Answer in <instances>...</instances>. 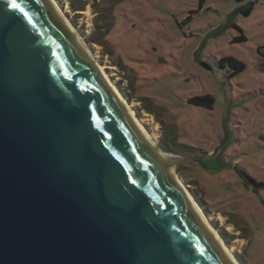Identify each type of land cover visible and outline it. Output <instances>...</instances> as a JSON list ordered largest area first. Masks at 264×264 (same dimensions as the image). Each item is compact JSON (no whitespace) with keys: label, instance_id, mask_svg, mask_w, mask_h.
<instances>
[{"label":"water","instance_id":"obj_1","mask_svg":"<svg viewBox=\"0 0 264 264\" xmlns=\"http://www.w3.org/2000/svg\"><path fill=\"white\" fill-rule=\"evenodd\" d=\"M11 2L0 264H233L50 1Z\"/></svg>","mask_w":264,"mask_h":264},{"label":"rangeland","instance_id":"obj_2","mask_svg":"<svg viewBox=\"0 0 264 264\" xmlns=\"http://www.w3.org/2000/svg\"><path fill=\"white\" fill-rule=\"evenodd\" d=\"M56 1L157 144L172 130L188 146L175 173L238 262L264 264V0ZM105 24L104 44L86 42ZM205 93L211 109L187 102Z\"/></svg>","mask_w":264,"mask_h":264},{"label":"bare ground","instance_id":"obj_3","mask_svg":"<svg viewBox=\"0 0 264 264\" xmlns=\"http://www.w3.org/2000/svg\"><path fill=\"white\" fill-rule=\"evenodd\" d=\"M49 1H50L51 5L53 6V8L59 13V15L63 19L64 23L67 25V27L73 33V35L77 39L78 43L83 48V50L86 52V55L91 60V62L93 63V65L95 66V68L97 69V71L104 78V80L106 81V83H107L110 91L118 98V100L125 107V109L127 110V112L130 114V116L135 119L136 123L138 124V127L140 128V131L143 134V137L148 142V144L156 150L157 155L159 157H161L162 159H165V160H169L171 158L173 159V161L171 162V169H170V171H171L172 177H173L174 181L176 182V184L178 185L179 189L183 192V194L185 196L188 197L191 205L194 207V209L197 211V213L201 217V220L203 222V225L206 227V229L213 233L214 237L217 239V241L219 242V244L226 250V253L230 257L232 263L233 264H240L238 262V260L236 259L234 253H233L234 251L229 246H227L225 244V242L221 239V237H219L220 236L219 233L210 225V223L207 220L208 218L204 214L203 210L201 209V207L197 204V202L195 201V199L192 197V195L186 189L185 184L183 183V180L175 173V170L174 169H175L176 157H174L171 152H165V151H163V150H161L159 148V146L157 144V138L155 137V134L147 131L144 128V126L142 124L141 118H139V117L136 116V114L131 109V107L128 104V102L125 100L124 96L114 87L113 82L109 79L108 75L104 71L105 70L104 66L101 65L95 59V57L92 54V51L86 45L85 41L83 40V38L81 37V35L78 33V31L76 30V28L71 24V22L65 16V14L61 10V8H60L59 4L57 3V1L56 0H49Z\"/></svg>","mask_w":264,"mask_h":264},{"label":"trees","instance_id":"obj_4","mask_svg":"<svg viewBox=\"0 0 264 264\" xmlns=\"http://www.w3.org/2000/svg\"><path fill=\"white\" fill-rule=\"evenodd\" d=\"M202 2V0H201ZM78 3V4H77ZM85 6V2L83 0H70V7L72 10H83ZM251 8H247L246 10H244L242 13L244 15H247L249 13V10ZM106 15V14H105ZM71 22L73 23V25H75V22L73 20H71ZM184 21L183 22H178V26L182 27L184 25ZM235 29L239 32V34L237 36H235L233 38V40L231 42H244L247 41L246 36L243 34L241 28L234 26ZM110 29L108 25H104L103 29L100 31V29H97L96 31H94L95 34H97V38L96 40L91 39V38H85L86 42H94V43H98L99 45L104 44L105 39L104 37L107 36V34L109 33ZM81 33V32H80ZM83 35V34H82ZM220 64L225 66H229L232 70L231 73H229V76H233L235 74L238 73H242L245 69V65L244 63L240 62V60H237L235 58L232 57H222L220 59ZM119 67H121L122 69L125 68V64H123V62L120 60V64H118ZM132 91H133V87H131ZM131 96V95H130ZM142 102H152V98L150 97H140V99ZM187 102L190 103V105L193 106H200V107H204L206 109H211L212 105H214V98L212 95L210 94H202V95H197V96H193V97H189L187 99ZM177 136L174 134L171 130V136L168 139H163L161 138V140L159 141L158 145L159 147L165 151V152H172V154H183L186 149L188 148L187 145L179 142L176 138ZM248 179L253 182V184L255 185H261L263 183H256L253 178L248 177ZM200 204L203 206V200L199 201ZM206 212L208 210L204 209Z\"/></svg>","mask_w":264,"mask_h":264},{"label":"snow or ice","instance_id":"obj_5","mask_svg":"<svg viewBox=\"0 0 264 264\" xmlns=\"http://www.w3.org/2000/svg\"><path fill=\"white\" fill-rule=\"evenodd\" d=\"M11 7L14 8V9H19L21 12L24 11L22 6L19 3H17L16 0H12ZM24 14L27 15V13H24Z\"/></svg>","mask_w":264,"mask_h":264}]
</instances>
